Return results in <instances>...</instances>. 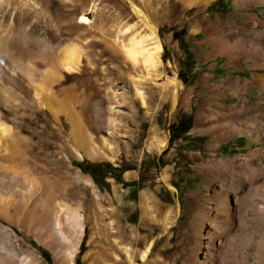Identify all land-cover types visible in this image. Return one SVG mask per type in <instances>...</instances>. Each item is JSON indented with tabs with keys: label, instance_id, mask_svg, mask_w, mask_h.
I'll return each instance as SVG.
<instances>
[{
	"label": "rangeland",
	"instance_id": "rangeland-1",
	"mask_svg": "<svg viewBox=\"0 0 264 264\" xmlns=\"http://www.w3.org/2000/svg\"><path fill=\"white\" fill-rule=\"evenodd\" d=\"M149 5L160 50L144 74L99 39L149 35L126 0H0V25L37 68L49 52L75 45L77 68L62 70L61 84L89 97L83 121L114 148L111 160L76 159L29 95L32 110L16 116L0 103V122L26 137L31 157L25 177L0 165V207L13 214L12 199L46 172L69 181L59 194L64 215L75 211V191L80 198L75 242L61 226L63 248L0 214L1 264H264V1Z\"/></svg>",
	"mask_w": 264,
	"mask_h": 264
},
{
	"label": "bare ground",
	"instance_id": "bare-ground-1",
	"mask_svg": "<svg viewBox=\"0 0 264 264\" xmlns=\"http://www.w3.org/2000/svg\"><path fill=\"white\" fill-rule=\"evenodd\" d=\"M126 1L129 3L131 10L138 15L140 20L148 28L149 35L140 38L137 42L131 39L126 44L118 38L113 39L105 35H100L99 39L110 49L119 52L123 59L130 61L141 73L146 74L148 72L146 71L147 66L154 67L158 63L157 56L160 50L158 40L155 38V26L151 18L152 13L148 9L150 0H138L141 2V7L133 5L132 0ZM179 1L184 6V9L191 7L202 9L210 5L214 0ZM80 22L85 24L87 23V19L83 15H80ZM147 40L153 41L154 46L146 50L144 49V42ZM75 48L74 44H70L68 49L49 52L41 60L45 68L39 69L34 64V59H27V56L25 57L23 55L24 49L21 44L15 41L11 31L3 29L0 25V103L9 108L16 116L18 109L23 108L26 112L27 110H32V103L30 104L26 98L29 95L36 106V110L44 108L51 115V120L54 122L53 126L60 135L59 146H63L70 156L76 159L84 157L88 160H111L114 149L112 144L103 136L99 137L98 141H95L86 127L87 124L85 125L83 121V117H85V121L90 118H88L90 116L88 105L89 97L77 92L78 90L74 89L73 86L66 88L61 84V71L77 68ZM66 53H70L68 60L65 59ZM62 119L67 122L68 134L73 144L68 142L66 137L60 133ZM27 142L28 140L25 136L14 131L7 123L0 122V165L2 168L7 171L12 170L16 174L24 175V177L27 175L26 173L29 172V169L27 167L28 165L26 166L25 164V160L31 158L26 151L29 146ZM150 146L152 149L154 148L159 151V144ZM40 166L47 170L46 165L42 164ZM126 175L125 173L124 177ZM73 179L76 183H82L76 174ZM29 184V190H26L23 195L12 199L10 204L14 208V213L9 214L5 207H0L1 216H6L13 220L18 226L25 225L28 221L29 227L32 225L37 226V229L34 231L37 242L47 244L54 237L53 240L56 241L60 248L65 246V240L67 242V239L60 230L61 226H64L63 228L71 235L70 240L74 243L75 238L72 230L78 225H76L78 216L76 209L79 204V194L76 191L74 192L72 201L75 206V211L72 213V216H66L62 212L63 207L60 205L59 194L65 192L69 181L62 180V178L54 175H48L46 172L42 176H33L29 180ZM148 205L142 196L143 210L147 211L150 218H153L154 216ZM93 224L95 226L94 220H92L91 225ZM47 233L48 236L46 235ZM43 234L49 239L47 237V239L42 238ZM94 234L95 232L91 230L89 240L94 238ZM56 243L54 244L56 245ZM149 246L141 253L142 259L145 258ZM84 257H86V254Z\"/></svg>",
	"mask_w": 264,
	"mask_h": 264
},
{
	"label": "trees",
	"instance_id": "trees-1",
	"mask_svg": "<svg viewBox=\"0 0 264 264\" xmlns=\"http://www.w3.org/2000/svg\"><path fill=\"white\" fill-rule=\"evenodd\" d=\"M94 166H95V165H94ZM94 166H93V167H94ZM105 171H106V172L115 171L114 173H111V174H112L113 178H115V179L118 180V174L120 173V171H119L117 168L108 166V169H106Z\"/></svg>",
	"mask_w": 264,
	"mask_h": 264
}]
</instances>
